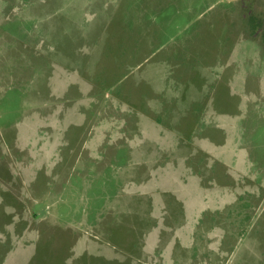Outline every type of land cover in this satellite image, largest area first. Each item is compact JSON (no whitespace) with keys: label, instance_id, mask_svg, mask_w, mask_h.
I'll use <instances>...</instances> for the list:
<instances>
[{"label":"rangeland","instance_id":"374dc122","mask_svg":"<svg viewBox=\"0 0 264 264\" xmlns=\"http://www.w3.org/2000/svg\"><path fill=\"white\" fill-rule=\"evenodd\" d=\"M0 264H264V0H0Z\"/></svg>","mask_w":264,"mask_h":264}]
</instances>
